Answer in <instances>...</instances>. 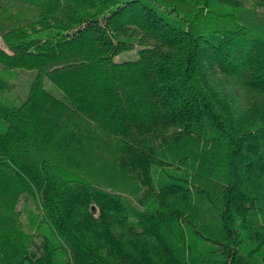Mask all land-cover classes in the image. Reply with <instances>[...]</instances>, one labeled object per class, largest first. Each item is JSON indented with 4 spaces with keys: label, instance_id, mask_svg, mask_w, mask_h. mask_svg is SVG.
I'll list each match as a JSON object with an SVG mask.
<instances>
[{
    "label": "trees",
    "instance_id": "trees-1",
    "mask_svg": "<svg viewBox=\"0 0 264 264\" xmlns=\"http://www.w3.org/2000/svg\"><path fill=\"white\" fill-rule=\"evenodd\" d=\"M0 40V264H264V0H0Z\"/></svg>",
    "mask_w": 264,
    "mask_h": 264
},
{
    "label": "rangeland",
    "instance_id": "rangeland-1",
    "mask_svg": "<svg viewBox=\"0 0 264 264\" xmlns=\"http://www.w3.org/2000/svg\"><path fill=\"white\" fill-rule=\"evenodd\" d=\"M245 3L249 4L250 0H245ZM156 10L160 12V10L158 9ZM0 45H3L1 43V40H0ZM136 57H137V50L135 48L134 50L130 52H123V53L117 54V56H115L113 60L118 63V62H123V61L134 60L136 59ZM34 76H35V73L33 71H30V70L26 71V70H21V69L16 70L14 88H12L11 90L7 92H4L2 95L5 101H7L9 104H12V105H16L24 101L27 96L28 88L30 84L32 83ZM45 87L47 89H50L53 93L54 92L58 93L56 88L53 87L48 81H45Z\"/></svg>",
    "mask_w": 264,
    "mask_h": 264
}]
</instances>
